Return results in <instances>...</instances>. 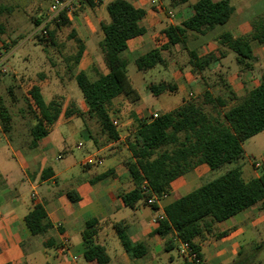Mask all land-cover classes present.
Segmentation results:
<instances>
[{
    "label": "crops",
    "instance_id": "crops-1",
    "mask_svg": "<svg viewBox=\"0 0 264 264\" xmlns=\"http://www.w3.org/2000/svg\"><path fill=\"white\" fill-rule=\"evenodd\" d=\"M110 1L93 0V5L88 2L83 5L74 17L80 26L74 24L73 17L69 18V24H74L72 29L85 46L79 64L69 70L68 55L64 65L59 66L60 72L55 66V69L49 66L45 79L34 82L41 87L43 96L48 94L47 102L54 98L63 101V112L49 134L33 147L30 130L35 121L30 123L21 116L15 122L12 116L8 133L0 123V264H99L84 257L87 243L83 231L90 219L98 221L93 241L105 247L110 258L106 264H183L178 247L165 249L166 240H176V236L161 237L156 232L158 222L165 216L166 205L216 178L214 171L217 169L197 162L170 182L169 193L158 198L156 208L143 200L127 206L120 194L132 190L135 185L126 162L131 159L157 161L163 155L174 154L177 149L191 147L196 138L185 126L189 124V101L203 106L209 117L221 120L224 109L208 102L204 93L209 91L213 98L222 97L227 108L235 101L229 90L242 96L257 87L264 76V43H253L256 59L250 61V67L243 68L236 61V53L218 39L224 32L235 37L251 32L252 20L264 13V0H229L235 13L226 23L203 34L189 32L185 43L162 50L163 62L146 70L138 69L137 58L167 44L163 30L189 18L197 0H161V9L153 6L150 0H129L146 12L141 20L146 32L129 39L125 51L129 59L128 76L138 99L120 94L109 104L111 119L119 122L116 127L118 141H109L98 123L96 134L92 133L88 120L95 118L88 114L67 117L64 111L74 106L84 112L87 110L75 85L77 72L84 70L96 79L98 73L109 71L99 44L103 39L101 23L110 21L106 12ZM193 50L202 59L211 56L209 68L193 69L190 64V51ZM131 64L135 67L133 72L129 69ZM145 73L149 75V82ZM220 78L229 88L219 84L218 91H213L210 84H218ZM142 80L146 83L145 92L138 85ZM161 82L171 83L176 89L156 96L149 86ZM174 93L183 95L180 102L164 105L159 101L162 96ZM154 112L173 114L164 128L165 138L159 139L152 148H145L147 134L142 133L140 123L150 122ZM260 134L264 135V131L251 138ZM155 136L157 140V133ZM246 141L243 144L246 163L240 167L243 178L250 180L263 172L264 144L256 153L260 156L257 159L253 153H247ZM107 171H111L109 176L97 179ZM43 173H46L45 179H42ZM143 186L153 191L146 177ZM69 191L77 193V203L70 200ZM36 204L44 206L53 225L40 235H33L25 222L26 215ZM117 222L125 224L126 233L133 242L145 243L147 251L142 257L126 251L115 227ZM202 223L203 233L194 242L206 264H264V200L223 221L206 217ZM47 240L50 246H45ZM65 243L66 250H62Z\"/></svg>",
    "mask_w": 264,
    "mask_h": 264
},
{
    "label": "trees",
    "instance_id": "trees-1",
    "mask_svg": "<svg viewBox=\"0 0 264 264\" xmlns=\"http://www.w3.org/2000/svg\"><path fill=\"white\" fill-rule=\"evenodd\" d=\"M87 2L93 5V0ZM106 8L110 21L101 23L103 39L99 45L109 71L107 74L98 73L96 79H92L84 70L77 72L75 80L83 94L87 110L84 112L73 105L74 107L67 108L64 114L67 117L73 114L79 116L88 114L96 119L100 130L107 135L109 141H118L119 132L112 122L108 107L112 99L120 94L138 99V94L128 76L129 59L125 51L128 48L129 39L146 32V28L141 25L146 12L142 8L135 7L129 0H111ZM5 10L10 9L0 5V15ZM234 13L235 7L229 0H197L192 5V14L189 18L182 24H171L163 30L168 38L167 44L161 48H154L137 58L138 69L146 70L162 63V50L178 43H185L189 32L203 34L226 23ZM69 18L62 15L55 25L58 27L67 25L70 23ZM251 23L252 30L248 34L235 37L230 32H224L218 38L220 43L236 53V61L243 68L250 67V61L256 59L253 55V43H264V13L253 19ZM4 31V25L0 21V34ZM49 35L53 37L51 31ZM70 37L77 43L75 53L66 58L69 63L67 67L72 70L79 64L85 46L74 29ZM210 59H212L211 56L202 59L197 51H190V64L196 71L209 68ZM223 83L228 89V84L225 81ZM149 89L157 96L167 90L174 91L176 86L161 82L151 84ZM9 92L13 94V86L9 87ZM204 95L209 99L208 102L224 109L222 119L209 117L203 110V106H196L195 103L189 101L190 108L187 111L189 112L187 115L189 124L185 126L191 129L196 141L191 147L177 149L174 154L163 155L157 161L148 162L142 159L127 161L126 166L135 186L132 190L120 194L125 205L134 206L138 201L147 202L151 197V192L143 188L145 177L150 182L152 192L161 198L169 193L170 182L197 162H205L215 170L244 158V142L264 131V76L257 87L242 96H236L233 91L229 90L230 97H233L235 101L228 108H225L227 102L222 97L213 98L209 91H206ZM25 100L35 120L30 130L31 145L35 147L41 138L49 134L58 121L63 112V101L60 98H54L47 102L41 87L35 83L28 89ZM172 114L159 115L148 123L147 121L140 123L142 133L147 134L144 140L145 148H152L159 139L165 138L164 128L169 123ZM11 122L12 114L0 97V123L4 132L10 131ZM110 173L111 171L104 172L98 175L97 179L105 178ZM45 178L46 173H43L42 179ZM68 197L74 203H77L79 199L75 191H69ZM263 200L264 169L259 177L245 180L241 167H234L166 205L165 217L159 220L156 232L163 238L171 234L176 236V240L172 238L166 240L165 249L178 247L179 242L183 241L188 242L202 256L194 240L202 235L204 230L202 222L206 217H211L213 221H223ZM152 205L157 207L156 204ZM25 222L33 235L44 234L53 227L42 204L35 205L26 215ZM115 227L127 252L135 257H142L146 253L145 243L133 242L127 235L123 222H117ZM97 231L98 221L88 220L83 231V239L87 243L84 257L88 261L106 264L110 258L105 247L93 241ZM44 244L45 246L51 245L48 240Z\"/></svg>",
    "mask_w": 264,
    "mask_h": 264
},
{
    "label": "rangeland",
    "instance_id": "rangeland-1",
    "mask_svg": "<svg viewBox=\"0 0 264 264\" xmlns=\"http://www.w3.org/2000/svg\"><path fill=\"white\" fill-rule=\"evenodd\" d=\"M51 1L0 0V5L10 9L9 11L5 10L0 15V21L5 28L4 33L0 34V49H3L6 55V60L3 65L6 70L0 72V97L4 105L10 110L15 122L20 120L21 116H25L30 123L35 121L33 113L29 110L25 100L28 89L34 82H40L45 79L49 66L53 68L55 66L59 70L61 63L64 65L65 57L73 54L77 49V43L70 37V34L74 24L80 26L78 20L76 18L74 19L79 11L71 16L73 17L74 24H67L60 27L55 24L49 25V31L53 33L52 38L50 35L41 36L40 34L34 33L38 22L42 21V17L46 15ZM106 12L108 14V11ZM134 68V64L129 66L131 72H133ZM145 77L149 82V75L145 73ZM219 84L224 87L221 78L218 84L211 83L209 87L217 92V85ZM75 85L83 98V94L76 81ZM138 85L145 92L146 83L144 80ZM10 86H13V94L9 92ZM182 97L183 95L181 93H174L169 96H162L159 98V101L164 105H171L180 102ZM44 99H49L48 94H45ZM154 99L156 100L155 103H157V98L154 97ZM81 120H79L80 123L82 122ZM88 122L92 127V133L96 134V120L89 118ZM263 144L264 135L260 134L246 141V151L249 154L253 153L259 159L260 156L256 153H259ZM245 159L244 157L235 160L217 169L214 171L217 174L214 177H218L225 171L238 167L242 163H246Z\"/></svg>",
    "mask_w": 264,
    "mask_h": 264
},
{
    "label": "built area",
    "instance_id": "built-area-1",
    "mask_svg": "<svg viewBox=\"0 0 264 264\" xmlns=\"http://www.w3.org/2000/svg\"><path fill=\"white\" fill-rule=\"evenodd\" d=\"M88 0H52L50 6L47 9V13L42 17L35 29V34H40L41 36L49 35V25L55 24L56 21L60 20L62 15L71 17L81 10L82 6L87 3ZM151 4L158 9L162 8L161 0H150ZM5 51L0 49V72H4V62L6 60ZM159 117L157 112H154L150 119L153 120ZM113 124L117 127L119 122L117 120H112ZM256 165H259L258 163ZM145 191L151 192V197L148 199V204H156L158 197L154 192L143 186ZM165 217V216H164ZM164 217H161L164 218ZM67 243L64 244L62 250H66ZM178 253L184 262L188 264H206L199 252L195 250L188 242L180 241L178 245Z\"/></svg>",
    "mask_w": 264,
    "mask_h": 264
}]
</instances>
